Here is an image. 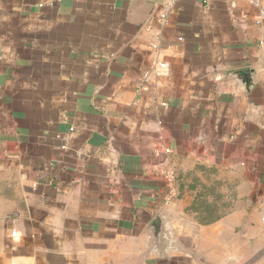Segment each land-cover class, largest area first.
Returning a JSON list of instances; mask_svg holds the SVG:
<instances>
[{"label": "crops", "instance_id": "1", "mask_svg": "<svg viewBox=\"0 0 264 264\" xmlns=\"http://www.w3.org/2000/svg\"><path fill=\"white\" fill-rule=\"evenodd\" d=\"M170 1L0 0V264H264V0Z\"/></svg>", "mask_w": 264, "mask_h": 264}, {"label": "water", "instance_id": "2", "mask_svg": "<svg viewBox=\"0 0 264 264\" xmlns=\"http://www.w3.org/2000/svg\"><path fill=\"white\" fill-rule=\"evenodd\" d=\"M253 74L254 71L252 69H244L233 72L231 77L236 80L247 93H251L255 88ZM170 222L171 220L165 217L164 214H158L149 230L151 246L156 248L163 257H166L165 253L172 248V241L170 240Z\"/></svg>", "mask_w": 264, "mask_h": 264}, {"label": "built area", "instance_id": "3", "mask_svg": "<svg viewBox=\"0 0 264 264\" xmlns=\"http://www.w3.org/2000/svg\"><path fill=\"white\" fill-rule=\"evenodd\" d=\"M178 0H171L168 3L169 8H173ZM256 6L261 7L260 2H255ZM261 16H264V9L261 8ZM158 19L162 22H166L169 19V14L167 12H162L158 15ZM155 72L158 76H167L169 74V67L164 62H158L155 68ZM62 149H66L65 146H63ZM172 201L171 197H168L167 202L170 203ZM262 225L264 226V217L262 218Z\"/></svg>", "mask_w": 264, "mask_h": 264}]
</instances>
